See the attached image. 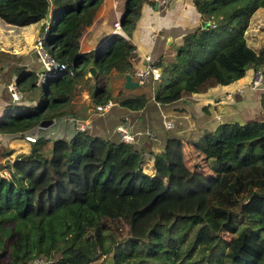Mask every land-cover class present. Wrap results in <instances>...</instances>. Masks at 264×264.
Listing matches in <instances>:
<instances>
[{
	"label": "trees",
	"instance_id": "1",
	"mask_svg": "<svg viewBox=\"0 0 264 264\" xmlns=\"http://www.w3.org/2000/svg\"><path fill=\"white\" fill-rule=\"evenodd\" d=\"M100 1L0 0V20L8 25L44 22L48 11L36 38L65 65L38 83L35 103L22 97L37 87L35 72L11 66L17 101L7 100V81L0 79V264H264V117L222 122L214 115L189 153L172 139L175 127L165 132V143L156 146L154 139L141 148L115 133L123 116L137 118L149 99L176 123L188 112L181 99L228 85L249 68L264 73V49L244 37L264 0H192L208 25L185 31L165 66L149 56L158 80L126 97L122 88L112 95L108 78L133 77L143 67L127 38L154 3L123 0L121 32L79 54L80 29L91 24ZM90 60L94 81L85 79ZM77 87L87 89L93 106L115 103L82 130L73 116ZM69 120L70 132L57 131L58 122ZM13 141L27 148L12 155ZM175 173L188 177L187 186ZM181 200L199 201L201 213L153 222L143 237L135 235V221Z\"/></svg>",
	"mask_w": 264,
	"mask_h": 264
},
{
	"label": "crops",
	"instance_id": "2",
	"mask_svg": "<svg viewBox=\"0 0 264 264\" xmlns=\"http://www.w3.org/2000/svg\"><path fill=\"white\" fill-rule=\"evenodd\" d=\"M122 10L123 0H101L94 12L91 24L80 29L78 53H88L95 50L105 38L119 32L121 29L114 30L113 24L115 22L119 23ZM250 19V26L253 27L250 39L247 40L246 35L250 28L248 22V27L244 33L246 43L255 50L260 48L264 49V31H259V29L262 28L260 24L263 23L264 25V14L257 9L253 12ZM199 22L201 21L194 9L192 0H169L164 5H156L154 3L151 10L144 7L138 22L127 38L133 46L132 57L134 60L137 58L142 60L143 55H148L156 62L159 59H161V61L164 60L163 65L165 66L164 62L172 60V56L174 55V49L168 52L170 49L169 46H171L173 42L177 45L178 39L184 32L196 26ZM43 23L47 22L40 21L35 24L23 26V28L17 30L7 26H1L4 29H8L17 37V39L14 40V49L10 50V53L25 54V58L21 57L19 61V64L25 67V71L37 73L35 69L38 64L37 61L35 62L36 58L34 53L29 48L37 37ZM20 34H22L23 37H21ZM90 62L91 60L89 61L88 67L92 66ZM254 73L255 71L249 68L245 76L228 85L215 86L209 88L205 93L199 96L191 95L190 97L181 99L179 102L188 109V112L183 114L182 117L179 116L180 118H176L179 120H176L178 124L172 121L176 116L172 117V114L163 111L161 106L151 99H149L145 108L139 111L137 118L131 120L130 113L125 114L121 124L126 126L128 132L132 135L133 141L131 144H133L135 148H141L146 144L152 145L151 142L154 139L153 143H155L156 146L157 144L160 145L165 143L166 138L164 137L167 131L164 130L162 121L163 118L165 120H170L174 123V127L176 128L173 137H170H172V139H178L183 144L182 150H186V152L189 153V151L191 152V144L196 142L199 137L205 133L204 131L209 130L210 125H213V116L215 114L220 115V120L222 122H233L240 121V110L252 108L256 101H259L258 107L261 108L262 100H252L254 92L258 88L255 90L249 89ZM87 77L88 73L85 79ZM131 79L135 80L134 77H131ZM122 84L123 75L113 74L108 78V85L112 95H116L121 88V97L131 96L136 93L135 90L137 89H125ZM93 105L87 89L83 88L80 95H76L73 106V116L76 119V127L82 123H88L89 120L96 116L93 111ZM261 109H259L257 116H262ZM157 115H160V121ZM71 122L70 120L67 122H58L56 125L57 131H64L65 133L70 132L72 128ZM67 125H70L68 130L66 129ZM162 131H164V133H162ZM17 142L23 141H13L9 143V150L14 152V145H16ZM26 148L27 145L24 150ZM187 178L188 177H183L182 180Z\"/></svg>",
	"mask_w": 264,
	"mask_h": 264
},
{
	"label": "rangeland",
	"instance_id": "3",
	"mask_svg": "<svg viewBox=\"0 0 264 264\" xmlns=\"http://www.w3.org/2000/svg\"><path fill=\"white\" fill-rule=\"evenodd\" d=\"M259 10H260V12H262V14H264V8L263 7L259 8ZM250 23H251V19L249 21V26L251 25ZM1 26H7V27H10V28L15 29V30L23 28V27H18V26H14V25H6V24H4L3 21L0 20V65H1L0 79H3V81H7V84L9 85L11 80H13L12 78L14 77L13 74H11V72H10L11 66L20 65L19 64L20 58L21 57L25 58V54L24 53H20V54L10 53V50L14 49V44H15L14 40H16L17 37H15V34L11 33L8 29H4ZM260 26L262 28L259 29V31L260 32L264 31L263 30V26H264L263 23H261ZM252 27L253 26H250L249 31L246 35L247 40L250 39ZM20 36L23 37L22 34H20ZM34 42H35V40L30 45L32 47V49H31V47L29 48L30 50H32V52H33ZM169 47H170V49L168 50V52H170L171 49L175 50V47H176L175 42H173V44ZM35 62H36V60H35ZM35 70L38 71V65L36 66ZM36 84H37V87H35V89H33V91L31 93L23 95L22 96L23 99L32 100L33 103L38 101L39 96H40V88H39V84H38L37 79H36ZM7 86L5 87L6 88L5 89V96H6L8 101H11L12 97L10 96V92L8 91L9 89L7 88ZM82 90H83V87L82 88L77 87V88H75L74 92H77V95L79 96L80 93L82 92ZM19 99H20V95H19ZM257 99H260L264 102V94L262 93L260 86L254 92L252 100L256 101ZM258 104H259V101H256L252 108H245V109L240 110L239 111V116L241 118L240 122L252 121V120L260 119V118L264 117L263 116L264 107H261L262 108L261 109L258 107ZM259 109H261L262 116H257ZM172 121L175 122L174 119ZM75 126H76V123H75ZM66 129L67 130L69 129V125H67ZM175 130H176V128H175ZM61 132H64V131H61ZM26 145L27 144L25 141L17 142V144L14 145V149H13L14 152L12 155L22 151V149L24 150ZM193 163L194 162H190L189 164L191 165ZM149 168H150V164H147L146 167H144V171L149 172ZM181 174L182 173H175V174H172V176H174V177H178L179 175L182 176V177H178L179 179L185 177V175H181ZM179 182H181V180H179ZM182 183H183V185L187 186L186 179H183ZM180 190L181 189L179 187V190L177 189L175 192L179 193ZM173 199H176V198H173ZM175 204H177V206H175ZM175 204L173 202H164L163 204L157 206V209L155 210L154 214L151 213L153 215L150 214L152 216L151 218H149L150 216H146L145 218L146 219L149 218V219H147L145 221H140V222H138V220L135 221L133 224V232L135 231V235L138 237H143L145 228L149 227V225L152 224L153 222H162L165 224H169L176 215L200 214L202 211V208H201L199 201L181 200V201L175 202ZM139 223H140V225H139ZM123 231H125V229H123Z\"/></svg>",
	"mask_w": 264,
	"mask_h": 264
},
{
	"label": "built area",
	"instance_id": "4",
	"mask_svg": "<svg viewBox=\"0 0 264 264\" xmlns=\"http://www.w3.org/2000/svg\"><path fill=\"white\" fill-rule=\"evenodd\" d=\"M169 0H153V2L156 5H164ZM114 30H120V26L118 22H115L113 24ZM33 53L35 54V58L37 61V64L39 66V71H37L36 79L39 84H42L45 79L53 72V71H60L65 68V65L58 63L47 51V49L43 45L42 36L35 39L34 45H33ZM133 53V51H132ZM142 66L140 69H138L134 74V81L139 83V85L147 83L149 81H155L158 80L160 75V69L154 65L153 61L150 59L148 55L142 56ZM263 75L264 73H261L259 71L254 73V77L252 78L249 89L255 90L260 86V89L262 93L264 94V81H263ZM10 92L11 101H17L19 99V95L17 94V91L14 87V82L11 80L9 85L7 86ZM115 103L113 101L108 100L103 105H96L93 106V111L96 115H102L107 110H109L111 107H113ZM87 126V123L80 124L77 128L79 130H82ZM162 126L164 130L169 131L172 130L174 127V124L170 120L163 119ZM115 132L119 139L124 143H132L133 138L132 135L128 132V128L126 126L120 124L115 128ZM25 141L33 142V139L30 137H25ZM43 259H39L38 262H42ZM35 264V263H33Z\"/></svg>",
	"mask_w": 264,
	"mask_h": 264
},
{
	"label": "water",
	"instance_id": "5",
	"mask_svg": "<svg viewBox=\"0 0 264 264\" xmlns=\"http://www.w3.org/2000/svg\"><path fill=\"white\" fill-rule=\"evenodd\" d=\"M48 13L49 12L47 11L46 14H45V21L46 22H48V20H49ZM200 25H201L202 28H205L208 25V23L200 22ZM168 41H169V39H168ZM87 73H88V77L89 78H91L92 80H95L96 72H95V69L92 66L87 68ZM263 81H264V75H263ZM122 85H123V88L129 89V90L138 89L140 87L139 83H137L136 81L132 80L131 77L128 76V75H125L123 77V84ZM106 264H112L111 260L108 259L106 261Z\"/></svg>",
	"mask_w": 264,
	"mask_h": 264
}]
</instances>
